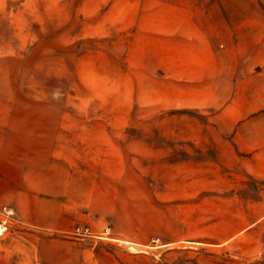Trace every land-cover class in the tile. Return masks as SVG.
<instances>
[{
	"label": "rangeland",
	"instance_id": "obj_1",
	"mask_svg": "<svg viewBox=\"0 0 264 264\" xmlns=\"http://www.w3.org/2000/svg\"><path fill=\"white\" fill-rule=\"evenodd\" d=\"M194 1L249 9L243 45L260 91L241 117L238 101L219 115L155 91L177 6L192 0H0V122L89 118L122 144L121 163L98 169L113 173L96 199L104 212L55 229L15 210L0 264H264V0ZM186 136L206 141L181 164ZM225 222L234 235L218 240Z\"/></svg>",
	"mask_w": 264,
	"mask_h": 264
},
{
	"label": "crops",
	"instance_id": "obj_2",
	"mask_svg": "<svg viewBox=\"0 0 264 264\" xmlns=\"http://www.w3.org/2000/svg\"><path fill=\"white\" fill-rule=\"evenodd\" d=\"M196 2L177 6L179 26L163 49L167 53L157 56L167 63L161 62V71L154 75L159 82L155 91L181 109L211 105L221 111L219 115L238 101L241 117L249 109V94L260 91L259 82L251 91L248 41L246 47L243 45L250 24L249 9ZM235 13L243 15L241 22L229 16ZM240 117H232L229 123ZM91 122L95 121L41 117L1 120L0 207L10 205L31 225L55 229L69 228L93 211L104 212L96 199L105 198V180H111L113 173L99 174L98 169L110 159L121 163L122 144ZM204 141L202 136L183 137L181 164L187 162L185 157H197ZM95 190L100 191L94 194ZM218 228L216 239L233 237L228 223Z\"/></svg>",
	"mask_w": 264,
	"mask_h": 264
},
{
	"label": "built area",
	"instance_id": "obj_3",
	"mask_svg": "<svg viewBox=\"0 0 264 264\" xmlns=\"http://www.w3.org/2000/svg\"><path fill=\"white\" fill-rule=\"evenodd\" d=\"M13 219H16V212L12 206L5 205L2 209V214L0 215V234L10 230ZM109 229V228H108ZM105 233L108 230L104 231ZM75 234H95L89 226L77 225L74 229ZM103 236V234H102Z\"/></svg>",
	"mask_w": 264,
	"mask_h": 264
}]
</instances>
